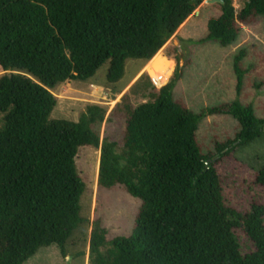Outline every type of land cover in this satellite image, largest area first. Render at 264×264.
<instances>
[{"label": "trees", "instance_id": "1", "mask_svg": "<svg viewBox=\"0 0 264 264\" xmlns=\"http://www.w3.org/2000/svg\"><path fill=\"white\" fill-rule=\"evenodd\" d=\"M203 1L0 0V264H26L52 246L65 254L82 222L76 158L81 148H99L92 126L104 111L90 107L79 123L53 120L51 90L88 82L107 65L108 82H119L128 61L152 60ZM224 1L204 43L227 49L239 41L240 23L264 20V0H249L239 14ZM245 56L234 64L239 93ZM183 77L178 68L163 88L149 84L150 101L126 107L122 147L104 140L100 187L122 185L142 206L130 237L109 243L96 227L91 264H264V206L245 215L229 207L215 156L197 143L208 116H229L240 132L217 151L232 154L264 137V118L253 105L192 111L175 97ZM257 182L264 185V170ZM238 230L254 247L248 254Z\"/></svg>", "mask_w": 264, "mask_h": 264}, {"label": "rangeland", "instance_id": "2", "mask_svg": "<svg viewBox=\"0 0 264 264\" xmlns=\"http://www.w3.org/2000/svg\"><path fill=\"white\" fill-rule=\"evenodd\" d=\"M206 1L167 39L159 52L161 59L171 60L173 65L172 73L162 83L154 82L147 71L149 61L130 60L123 78L117 83L108 82L110 66L107 65L88 82L71 81L51 90L58 99L53 120L79 123L89 114L90 107L103 109V121L99 119L92 126L100 137V146L81 148L76 158L77 170L85 185L81 199L82 222L73 232L66 253L62 254L57 246L43 248L26 264H91V240L97 226L106 230L109 243L132 235L142 202L133 198L122 185L112 189L100 187L101 155L106 139L123 146L126 107L136 108L150 101L147 92L150 83L161 89L171 82L180 68L184 77L177 85L175 97L192 111L201 113L225 104L253 105L258 117L264 118V20L250 25L240 23L241 36L230 48L204 43L210 20L223 13L221 4ZM229 1L239 14L249 0ZM242 51L246 54L241 65L245 77L239 93L234 64ZM5 74L0 71V76ZM4 120L5 115L0 112V129L4 128ZM240 129L232 117L208 116L201 123L197 143L204 155L215 156L227 205L245 215L252 211L253 205L264 206V185L257 182L259 173L264 170V137L253 144L237 146L232 154L217 151L218 145L234 141ZM236 234L243 253H250L254 247L245 232L238 230Z\"/></svg>", "mask_w": 264, "mask_h": 264}, {"label": "bare ground", "instance_id": "3", "mask_svg": "<svg viewBox=\"0 0 264 264\" xmlns=\"http://www.w3.org/2000/svg\"><path fill=\"white\" fill-rule=\"evenodd\" d=\"M158 54L148 62L147 71L154 82L162 83L172 73L173 65L171 60L161 59Z\"/></svg>", "mask_w": 264, "mask_h": 264}, {"label": "water", "instance_id": "4", "mask_svg": "<svg viewBox=\"0 0 264 264\" xmlns=\"http://www.w3.org/2000/svg\"><path fill=\"white\" fill-rule=\"evenodd\" d=\"M206 3H208V4H221V5H225V1H222V0H207Z\"/></svg>", "mask_w": 264, "mask_h": 264}]
</instances>
